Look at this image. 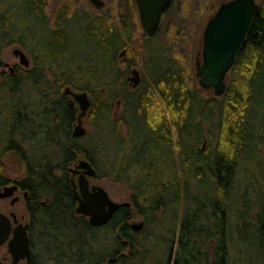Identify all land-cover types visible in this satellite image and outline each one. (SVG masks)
Here are the masks:
<instances>
[{
  "label": "trees",
  "instance_id": "16d2710c",
  "mask_svg": "<svg viewBox=\"0 0 264 264\" xmlns=\"http://www.w3.org/2000/svg\"><path fill=\"white\" fill-rule=\"evenodd\" d=\"M3 4L5 6L6 1L0 0V68L3 64L2 51L9 43L16 41L11 38L9 30L3 25L7 12L6 9H2ZM25 4L27 17H33V20L38 21L37 18L43 14L42 1L26 0ZM65 15L64 10L57 13L53 29L48 33L49 39L45 41L41 60H34L32 69H18L14 74L0 72L2 77L0 93L3 94L4 91L5 97L7 96L10 101L16 99L8 109L7 135L1 134L0 138L3 141L5 139L6 145L3 146L5 152L12 150L18 158L27 163L23 184L29 192L27 209L33 214L34 219L33 239L37 240L36 226H38L40 244L50 252L56 251L55 254L51 253L55 260L53 264H71L73 255L76 260L81 257L85 261L90 255L89 263L99 264L104 259L102 257L98 259L97 253H91L94 246L99 245L95 233L102 227L113 226L116 235L112 242L118 246V249L109 253L112 257L106 264H130L128 262L134 257L132 251L134 242L130 237L132 229L125 220L131 214V205L122 206L110 222L102 227L90 225L83 218L76 217L73 211L76 201L66 173V165L75 162L76 157L82 154L84 159L90 161L94 168L96 167V179H99L102 174L91 153L95 151L98 155L103 151L113 165H118L110 167L112 173H118L117 178L130 183L138 196L144 195L143 199L146 198V194H150V198L147 199L149 211L166 205L160 199L152 201L154 194L168 190L172 192L173 188L177 190V186L174 185L176 176L172 175L167 180L166 175L168 171L172 174L178 168L181 172L179 177L181 187L189 200L184 199L186 202L178 230L177 251L172 264H228L229 230L224 204L231 193L240 148L247 138L249 113L253 110V104H261L256 102L254 90L258 87L264 88V0L259 3V11L252 29L228 73L226 89L219 99L216 97L204 99L200 90L188 85L184 68L178 59L173 57L159 59L155 54H151L145 64L156 75L150 83L142 86V90L126 92L125 88H122L121 90L124 91L117 93L115 88L108 87L106 83V85L102 84L103 92H106L108 87L107 95L103 99L97 86L94 89L96 96L92 95V92L90 94V86L77 84L75 74L80 72V67L74 65L72 58L67 59L65 56L72 39L69 28L76 19L74 16L66 18ZM87 27L90 28L91 36L101 52L100 58L104 66H107L108 73H111L115 68L116 53L125 48L126 43L120 38L121 35L115 26L106 19L98 17ZM144 39L150 41L152 37L146 35ZM58 58L61 63L57 62ZM132 65V62L127 63V67ZM57 71L59 73H56ZM51 75L53 82L49 81ZM110 83L114 84L113 81ZM66 85L73 91H86L90 95L92 105L89 116L93 124L96 115L102 119L110 118L116 98L122 99L126 110L132 111L130 120L123 117L119 123H114L110 131L111 145L101 140L103 145H98L96 141L97 145L93 144L95 147L91 146L89 151L82 150L83 147L79 145L78 139L71 135L70 126L77 115L76 109H71L66 103L64 94ZM29 88L38 90V93L34 94L39 100L37 111H30L28 108L22 111V107L17 105L21 104V100H17L18 93ZM166 112L169 113V117L166 116ZM31 113L35 119V128L26 127ZM40 115L42 118L39 117ZM198 117L200 120L197 121ZM214 119L218 122V142L215 156L209 162L204 158L205 152L198 150V145L204 135V122L211 123ZM120 124H125L129 130L131 129L128 141L119 138ZM18 128H21L22 132L17 131ZM23 131L29 134H24ZM60 131L64 133L62 143L58 136ZM15 135H19L23 140L28 139L26 135L32 136L34 140L36 135H43L45 137H42V150H46L42 151V155L36 156L37 146L29 145L30 151L26 150L21 143L13 139ZM113 143L117 148H114ZM55 145L60 147L56 153L53 152ZM118 155L121 156L122 162L117 161ZM175 156L179 159V166L174 163ZM187 178L195 179L198 188L204 186L201 193L194 194V191L188 188L189 182L185 181ZM177 185L179 186V182ZM261 197H264V191ZM133 205L141 209L136 193L133 197ZM246 211L247 209L244 213ZM244 213L240 217L238 232L244 234L247 239L258 242V245L251 252L250 257L243 260L239 258V261L241 264H246V261L252 260L251 264L254 263L253 258H257L261 261L259 264H264V233L261 229L264 203L256 216L255 224H250L246 218L244 220ZM46 225L55 230L57 244L45 245L42 242L41 235ZM81 235L87 236L89 242L87 243L85 239V243L81 245ZM209 241L213 243L210 258L205 249ZM36 244L37 242L35 246ZM100 246L103 248L102 245ZM125 247L130 248L129 255H120L115 260L113 258L115 254ZM63 249L68 250L69 253L70 250H75L74 254L69 255L68 261L64 259L67 255L66 251L62 252Z\"/></svg>",
  "mask_w": 264,
  "mask_h": 264
},
{
  "label": "rangeland",
  "instance_id": "374dc122",
  "mask_svg": "<svg viewBox=\"0 0 264 264\" xmlns=\"http://www.w3.org/2000/svg\"><path fill=\"white\" fill-rule=\"evenodd\" d=\"M5 1L7 4H5V6L3 4L2 9H6L7 12L6 20L3 21V25L9 30L11 38L16 41L9 43L2 51L1 57L5 66H1L0 72L4 71L9 73V67L14 63L18 65L20 70L32 69L34 67V60H41L43 48L45 49V41L49 39L48 33L53 29L57 13L60 10H64L66 18L73 16L76 18L69 28L72 39L70 48L65 52V56L67 59L72 58L75 62L74 65L78 68L80 67V72L75 74L78 82L77 84L81 83L90 86V94L92 92V95L96 96L94 90L95 86L99 87L98 89H100L102 93V99L107 95L109 86L115 88L117 93L123 92L124 90L126 92H134L136 89L142 90V86L150 83L152 78L156 75V73L151 71V68L147 67L145 64L146 61L149 60L150 55L155 54L158 55L159 59L168 57L178 59L184 68L187 84L192 87L194 86L196 90H200L204 99L216 97L213 93V89H203L199 86L198 78L196 77V59L201 53L202 33L205 24L221 0H172L169 8L161 18L156 33L151 36L152 39L150 41H145L144 39L146 34L143 33L138 18L135 0H102L103 6L100 9L94 7L89 0H41L44 7L43 14L37 18L38 21L35 19L33 20V17H27L26 0ZM256 1L258 3L261 2V0ZM98 17L106 19L108 23L114 25L121 35L120 38L126 43L125 48L120 49L116 53L115 68L111 73H108V67L104 66L100 58L101 52L98 50L96 41H94L95 39L91 36L90 28L87 27L88 24L93 23ZM94 31L97 32V30ZM16 47L22 49L28 57L30 65L27 68L20 66L18 64V58L13 55L12 51ZM58 59L57 62L61 63L60 58ZM128 62H132L133 65L127 67ZM67 63H69V61H67ZM133 71H137L140 76V82L136 87H133L132 81L127 80V77H130ZM56 73L59 72L57 71ZM1 78L0 76V83ZM49 81L53 82L52 75ZM111 81L114 82L113 85H111ZM106 83L108 87L106 88V92H103L104 88H102V86L106 85ZM122 88L125 89L122 91ZM2 92L3 94L0 93V96H2L0 97V135L2 134L5 136L7 135V127L9 126L8 109L12 107V103L15 102L16 99L10 101L6 98L7 96L5 97V92ZM36 93H38V90L34 88L24 89L22 92L18 93L17 97L19 96V99L17 100H21V104L18 103L17 105H20V108L22 107V111L27 108L30 111H37L39 100L34 95ZM220 97L217 96L216 98L219 99ZM254 97L256 102L261 104H253V110L252 108V111L250 110L247 138L240 148L231 193L224 204L227 217L226 224L229 230L228 240L230 247L228 264H241L239 258L243 260L250 257L251 252L255 250L258 245V242L247 239L244 237V234L238 232L239 224L241 223L240 217L244 211L247 209L244 213L245 216H243L244 220L248 219L250 224H255L256 216L264 203V197L260 198V195L264 191V107H262L264 106V88H256L254 90ZM77 112L78 110L76 109V113ZM131 113L132 111L130 109L126 110L125 105L122 104V99L119 98H116L109 119H102L96 115L93 124L92 118H90L88 113L83 119L87 133L85 136L77 138L79 145L83 147L82 150L89 151L91 146L95 147L93 144L97 145L96 141L98 145H103V142L107 145H111L110 131L114 123H119V120L123 117L130 120ZM166 116L169 117L168 112H166ZM39 117L42 118L41 115ZM198 120H200L199 117L197 118V121ZM25 123L26 122H24V124ZM27 123L28 125L26 127H36L32 113ZM75 124L76 120L72 122L70 126L71 130ZM35 130H37V128ZM130 130L125 124H120L118 130L119 138L128 141ZM17 131L22 132V129L18 128ZM23 133L29 134L24 131ZM59 133L60 143H62L64 141V133L62 131ZM36 136L35 140L30 135H26L28 139L24 140L19 135H15L13 139L21 143L23 148L29 151V145L37 146L36 156H40L42 151L46 149L42 150L43 135ZM217 142V119H214L211 123L204 122V135L198 145V150L205 152L203 153L204 158L209 162H211L215 156ZM5 145V139L3 141L2 138H0V155L1 159L4 160V167L8 165L12 172L18 173V175L23 174L25 167L17 163V161H14L13 157L15 155L12 152L8 151V153L4 151L5 147L3 146ZM113 145L115 148V143H113ZM58 146L59 145H55V147H53V152L56 153L59 151L58 149L60 147ZM91 155L95 157L98 170L102 174L101 178L96 179L95 177L92 182L103 187L112 200L117 202H130L131 217L126 220V223L135 226L141 224L139 230L136 231L132 229V231H130V237L134 242L132 250L134 257L128 263L172 264L173 257L177 251L178 230L186 202L184 199L189 200L185 197L181 187V179L179 178L181 172H179V169L176 167L177 169L175 172L173 171L171 174L168 171V175H166L167 180L172 175L176 176L174 185L177 186V190L173 188L172 192L168 190L167 192L163 191L154 194V199L152 201L160 199L166 205L157 210L149 211L147 210V199L150 198V194H146V198L143 199L144 195L138 196V193L132 189L130 183L117 178L118 173H112L110 169L118 165H113L111 159L107 157L108 155L105 154V152L102 151L97 155L94 151ZM176 156L174 157V163L176 166H179L180 162ZM120 157V155L117 156L118 162H122ZM16 158L18 157L16 156ZM82 159H84V157L81 154L76 157L75 162ZM169 163H171V159H169ZM3 170H5V168ZM66 173L69 178L70 173L67 172V170ZM185 181L189 182L188 188L193 190L194 194L195 192L196 194L201 193L204 187L203 185L198 188V184H195V179L193 178H187ZM178 182L179 186L177 185ZM135 193L137 194L138 205L141 209H137L133 205ZM175 195L177 196L175 197ZM16 207L20 209L22 204L19 203ZM198 227H200L199 223ZM38 228L39 227L36 226L37 244L33 251L35 256L34 262L35 264H53L55 260L52 258L53 255L51 253L55 254L56 251L50 252L47 248L45 249L44 245L40 244V241H38V237L40 236L37 232ZM112 228L113 226H105L96 231L95 234L97 235L96 238L99 245L97 246L95 243L96 246L93 245V251L88 247L91 253L98 254V259L101 257L104 259L101 260L99 264H106L112 257L109 253L118 249V246L112 242L113 237L116 235V229L113 230ZM54 231V229L47 227V225L43 228L41 239L45 245L58 242V240L55 239L56 236ZM85 239L88 243L89 240L87 236L81 235V245L85 243ZM100 245H102L103 248H101ZM212 245L213 243L209 241L205 246L209 258L211 257L213 249ZM62 252L66 253L67 257L64 259L68 261L69 255L74 254L75 250L72 249L69 253L68 250L63 249ZM129 253L130 248L125 247L119 250L113 258L116 260L120 255L128 256ZM90 257L91 256L88 255L86 261L81 257L76 260L73 255L71 264H90ZM250 261H246L245 263L250 264ZM253 261L254 263L251 264H259L261 262L260 259L257 258H253Z\"/></svg>",
  "mask_w": 264,
  "mask_h": 264
},
{
  "label": "water",
  "instance_id": "95a60500",
  "mask_svg": "<svg viewBox=\"0 0 264 264\" xmlns=\"http://www.w3.org/2000/svg\"><path fill=\"white\" fill-rule=\"evenodd\" d=\"M95 7H102L100 0H89ZM172 0H135L139 21L143 33L152 36L158 29L162 14L168 8ZM259 11V6L255 0H229L222 3L214 15L209 18L203 31L201 61H196V77L199 86L203 89H213L216 96H221L226 89V75L235 63L242 51L253 22ZM13 55L18 58L19 64L28 67L30 61L24 51L14 48ZM13 64L10 71L13 70ZM136 87L140 82L137 71L127 78ZM64 94L70 95V104L76 102L79 106L77 123L74 126L73 136L82 137L86 134V129L82 124V119L91 107L92 100L87 92H75L66 87ZM72 173L71 186L74 198L77 200L75 212L88 217L92 226H102L107 224L121 206H129V202H117L112 200L107 191L101 186H89L88 177H95L96 170L88 160H80L74 168H70ZM81 172L77 183L74 180L75 174ZM14 186L4 187L0 197L12 195ZM16 198L12 199L14 202ZM0 217H3L0 214ZM6 219V218H5ZM28 226H18L14 229V236L9 242V250L12 253L13 261L17 264L20 258L30 259L29 238L27 237ZM141 224L133 227L139 230ZM261 229L264 233V217L261 222ZM9 222H2L0 219V243L5 241L9 233Z\"/></svg>",
  "mask_w": 264,
  "mask_h": 264
},
{
  "label": "flooded vegetation",
  "instance_id": "af4514ba",
  "mask_svg": "<svg viewBox=\"0 0 264 264\" xmlns=\"http://www.w3.org/2000/svg\"><path fill=\"white\" fill-rule=\"evenodd\" d=\"M226 1H228V0L219 1V4L217 5L215 11L218 9V7L222 3L226 2ZM198 59L200 60L199 57H198ZM2 66H5L4 63L2 64ZM18 69H19V67L17 64L13 67L12 71H10V67H9V71H10L9 73L14 74ZM66 86H68V85H66ZM70 98H71L70 95H66V97H65L66 103L68 104V106H70L71 109L74 108V109L79 110V107L76 103H73L71 106ZM77 114H78V112L76 113V115ZM76 119H77V117H76ZM83 124H84V122H83ZM73 131H74V127L71 130L72 136H73ZM74 138H79V137H74ZM9 152H12L15 155L13 157L14 161H17V163L22 164L25 168H24V173L21 175H18V173L12 172V170L10 169V167L8 165L4 167V162H3L4 160H2L0 157V181H1L0 182V188H1V191L6 186L7 187L14 186L12 195L7 196V197H0V214L3 216V217H0V219L2 222L8 221L9 227H10V230H9V233L7 235L6 240L0 243V264H11L12 263L13 256L9 250V242L14 236V229L17 228L18 226H25V225L28 226L26 231H27V237L29 238L30 259L27 260L26 257L20 258L18 260L17 264H34V262H33L34 261L33 251H34L35 242H36V240L33 239L34 235L32 232L33 231L32 226H33V220L34 219H33V214H31L30 210L27 209L26 203H27V200L29 197V192L24 187V184H23L24 180H25L27 163L25 161L21 160L20 158H16L17 155L14 151L10 150ZM76 164H77L76 162L68 163V165H66L67 172H69V168H71V166L75 167ZM4 168H5V170H3ZM80 173L81 172L79 171L77 174H75L74 180L77 181V178L79 177ZM71 177H72V175L70 174V177H69L70 182H71ZM93 179L94 178H88L90 189H91V186L97 185V184L92 182ZM14 198H16V200L14 202H12V199H14ZM75 201H76V205H77V200L75 199ZM19 203L22 204V207L20 209L18 207H16V205ZM73 211H74L76 217H81L87 223H89L88 217L80 215V214H76L75 209H73ZM130 217H131V214H130L129 218ZM128 225L131 227V229H133L134 225H132V224H128ZM94 227H102V226H94Z\"/></svg>",
  "mask_w": 264,
  "mask_h": 264
}]
</instances>
